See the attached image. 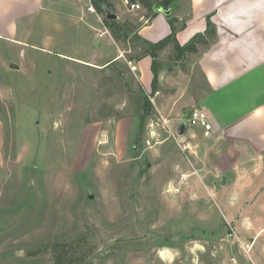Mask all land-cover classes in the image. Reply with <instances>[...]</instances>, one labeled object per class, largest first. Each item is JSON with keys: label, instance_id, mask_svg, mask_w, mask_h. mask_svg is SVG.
<instances>
[{"label": "rangeland", "instance_id": "374dc122", "mask_svg": "<svg viewBox=\"0 0 264 264\" xmlns=\"http://www.w3.org/2000/svg\"><path fill=\"white\" fill-rule=\"evenodd\" d=\"M118 1L117 21L133 32L148 22L141 9ZM128 38L116 44L122 56L106 68L32 49L19 69L0 65V264H54L53 244L73 254L74 264H194L190 252H202L208 236L173 217L172 206L192 200L186 181L177 191L167 186L193 172L200 149L182 152L162 128L169 118L158 116L137 61L127 60L142 52L133 34ZM187 55L167 47L155 59L157 75L167 82L159 97L169 96L172 86L175 93L183 89L174 101L180 120L195 108L196 84L183 79ZM143 97L153 106L149 115ZM210 230L231 244L228 256L234 254L230 228ZM205 247L200 264L209 262L215 243ZM173 252L181 257L172 259Z\"/></svg>", "mask_w": 264, "mask_h": 264}, {"label": "crops", "instance_id": "0c3cea01", "mask_svg": "<svg viewBox=\"0 0 264 264\" xmlns=\"http://www.w3.org/2000/svg\"><path fill=\"white\" fill-rule=\"evenodd\" d=\"M118 4L126 7L127 1ZM90 7L89 0H0L1 67L19 69L28 49L96 68L118 61L122 51ZM169 10V15L156 12L141 25L139 37L157 43L174 29L177 43L185 46L209 29L214 31L213 38L194 44V51L184 56L191 63L183 79L196 84L192 106L207 112L212 132L207 139L195 140L193 146L200 149L194 152L196 176L183 173L192 200L172 206L173 217L208 236L199 245L202 252H190L194 264L201 263L197 259L210 243L215 248L205 264H264V0H176ZM151 62L144 57L133 64L146 88L152 82ZM161 75L165 74L157 75L154 108L173 126L180 120L174 113L181 110L174 101L183 89L175 93L172 86L169 96L159 97L160 86L163 91L167 83ZM167 99L170 104L165 105ZM2 131L0 124V142ZM180 183L179 177L167 186L177 191ZM226 226L234 236V254L229 256L231 244H223L226 239L216 233L219 229L210 232L211 227ZM179 255L173 252L171 258Z\"/></svg>", "mask_w": 264, "mask_h": 264}, {"label": "trees", "instance_id": "16d2710c", "mask_svg": "<svg viewBox=\"0 0 264 264\" xmlns=\"http://www.w3.org/2000/svg\"><path fill=\"white\" fill-rule=\"evenodd\" d=\"M128 5L138 4L142 12V15L145 19H152L158 9L169 10L176 0H126ZM90 5L94 9L95 13L100 17L102 24L106 28V30L110 33L112 39L116 44H126L129 40L128 33L133 34L132 40L137 43L138 46L141 47L142 52L138 55V57H131L127 60L139 61L144 57H150L151 62V72H152V82H151V90L152 95L156 91V83H157V66L155 63V59L158 53L163 51L167 47H171L176 55H183L184 53L194 51L193 45L204 42L206 39H211L214 36V31L209 29L206 31L203 37H196L192 40L191 43L180 46L175 38V30L172 29V32L169 36L162 39L157 43H149L142 38L139 37L137 32H133V29H130L128 22H119L116 19L111 20L107 19L106 13H113L114 3L113 0H90ZM139 28V27H138ZM117 61H113L111 64H116ZM111 64L107 65L109 67ZM105 67V68H106ZM142 110L146 115H149L153 112V106L151 102L143 97ZM51 251L53 253V261L54 264H74L73 254L68 256V252H64L62 248H60L59 244H53L51 246Z\"/></svg>", "mask_w": 264, "mask_h": 264}, {"label": "built area", "instance_id": "2783aa9c", "mask_svg": "<svg viewBox=\"0 0 264 264\" xmlns=\"http://www.w3.org/2000/svg\"><path fill=\"white\" fill-rule=\"evenodd\" d=\"M131 10H140L138 4H131ZM90 11H93L92 7H90ZM143 19V18H142ZM148 21V20H146ZM107 33V31H106ZM164 130L169 131L171 138L178 143L179 148L184 151L194 152L193 149L195 148L192 145V142L197 138L201 137L203 139H207L210 137L212 132V125L209 122V117L207 112L204 109H193L189 112L188 116L185 120H180L173 126L169 125V121L162 120ZM158 125V124H156ZM182 128V133L179 134L178 130ZM177 137H184L182 142H178ZM192 174H196L195 171ZM186 174L181 175L182 181L187 179Z\"/></svg>", "mask_w": 264, "mask_h": 264}, {"label": "water", "instance_id": "95a60500", "mask_svg": "<svg viewBox=\"0 0 264 264\" xmlns=\"http://www.w3.org/2000/svg\"><path fill=\"white\" fill-rule=\"evenodd\" d=\"M157 12H161V13H163L164 15H169V14H170V10L158 9ZM107 19L114 20V19H116V15H114V14L108 12V14H107ZM11 67H12V68H15V69L17 68V66H14V65H11ZM178 133H179V134L182 133V128H180V129L178 130ZM87 197H88L89 199H91L93 196H92L91 193H89ZM253 248H255V247L253 246Z\"/></svg>", "mask_w": 264, "mask_h": 264}]
</instances>
